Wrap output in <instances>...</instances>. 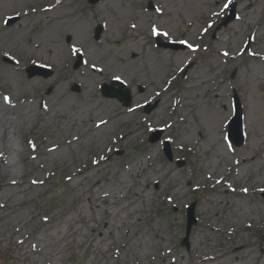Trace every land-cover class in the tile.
I'll list each match as a JSON object with an SVG mask.
<instances>
[{
  "label": "rangeland",
  "instance_id": "rangeland-1",
  "mask_svg": "<svg viewBox=\"0 0 264 264\" xmlns=\"http://www.w3.org/2000/svg\"><path fill=\"white\" fill-rule=\"evenodd\" d=\"M114 80L130 109L102 95ZM0 104L21 153L0 176V264H264V0H0Z\"/></svg>",
  "mask_w": 264,
  "mask_h": 264
},
{
  "label": "water",
  "instance_id": "water-1",
  "mask_svg": "<svg viewBox=\"0 0 264 264\" xmlns=\"http://www.w3.org/2000/svg\"><path fill=\"white\" fill-rule=\"evenodd\" d=\"M100 0H90L91 3H97ZM235 18V6L232 7L231 13L224 19L222 25H220L218 27V29H221L223 26H227V24L229 22H231L233 19ZM18 18H14L10 21V23H14L17 21ZM100 31L97 34L98 36L100 35ZM81 63V62H80ZM79 63V64H80ZM30 72V77H35L38 75H42V76H50L51 72L49 70H45V69H41L38 67H33L29 70ZM104 95L106 97H112V98H118L125 107H129L131 105V95L129 93V91L126 92H122V89L119 92H115L113 90L112 86H106L105 90H104ZM153 110L152 107L149 108V112ZM229 135H230V139L231 141L237 146V147H241L244 144V135L242 132V112L238 103V108H237V112H236V116L233 118V120L231 121L230 127H229ZM264 196V194H263ZM195 206V205H194ZM194 206L192 207V209L190 210V217H189V222H188V227H187V232H186V238L183 241V244L186 245L188 247V239L192 230V226L195 224V220H194V215H193V211H194Z\"/></svg>",
  "mask_w": 264,
  "mask_h": 264
},
{
  "label": "bare ground",
  "instance_id": "bare-ground-1",
  "mask_svg": "<svg viewBox=\"0 0 264 264\" xmlns=\"http://www.w3.org/2000/svg\"><path fill=\"white\" fill-rule=\"evenodd\" d=\"M82 0H79V2H81ZM122 15L119 17L118 16V21L120 22L122 20ZM130 109V108H129ZM13 110V108L6 106L5 104L1 105L0 104V124H2V122H4L7 118L9 113H11V111ZM11 123V121L9 122ZM109 123L108 121L106 122H101L98 127L100 129L105 128V124ZM12 125V124H11ZM11 131V128H10ZM10 131L3 129L0 130V176L3 179V181L5 182V185L7 187L11 186L13 184L12 178H14L15 176V171L13 170V165H11V161L14 158H16V156H19L21 153L19 151H17L15 149V147L13 146L11 140L9 139V135H10ZM74 142H69L67 143V146H71ZM99 185L94 186L93 188L98 187ZM12 188L8 189V191H6L5 193H3L1 196L5 197V198H9L11 196V191ZM10 190V193H9ZM90 202L92 203V199L89 198ZM100 202V200H99ZM169 256V255H167ZM166 256V257H167ZM194 259H203V263H212V262H217V260L219 259L218 256L215 255H201L200 253L196 252L195 255H190V258Z\"/></svg>",
  "mask_w": 264,
  "mask_h": 264
}]
</instances>
